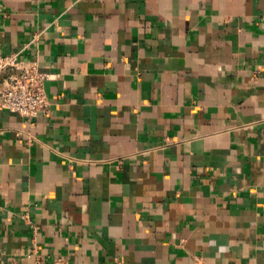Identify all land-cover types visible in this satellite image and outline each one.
Wrapping results in <instances>:
<instances>
[{
  "label": "crops",
  "instance_id": "crops-1",
  "mask_svg": "<svg viewBox=\"0 0 264 264\" xmlns=\"http://www.w3.org/2000/svg\"><path fill=\"white\" fill-rule=\"evenodd\" d=\"M0 264H264V0H0Z\"/></svg>",
  "mask_w": 264,
  "mask_h": 264
},
{
  "label": "built area",
  "instance_id": "built-area-1",
  "mask_svg": "<svg viewBox=\"0 0 264 264\" xmlns=\"http://www.w3.org/2000/svg\"><path fill=\"white\" fill-rule=\"evenodd\" d=\"M51 74L41 71L34 61L23 62L19 51L0 56V108L14 112L25 121L32 123L40 113L49 108V98L45 90V81ZM27 256L32 264H66L62 257L43 260L33 246Z\"/></svg>",
  "mask_w": 264,
  "mask_h": 264
}]
</instances>
